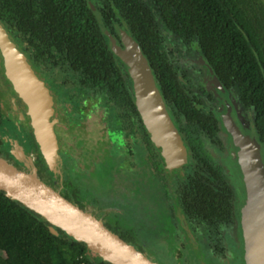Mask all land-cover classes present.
Segmentation results:
<instances>
[{
    "label": "flooded vegetation",
    "instance_id": "obj_1",
    "mask_svg": "<svg viewBox=\"0 0 264 264\" xmlns=\"http://www.w3.org/2000/svg\"><path fill=\"white\" fill-rule=\"evenodd\" d=\"M119 23L114 27L115 33L107 30L116 37L118 45L124 47L118 28L130 33L125 25L120 26ZM164 33L169 31L165 30ZM177 44L178 47L169 46V58L176 68L178 79L194 105L215 122H212L215 129L212 134L206 130L211 129L210 124L208 127L199 122L190 125L185 116L162 95L187 144L189 161L181 169L170 171L165 157L153 142L138 111L133 80L125 63L131 79L129 88L132 100L114 104L109 102L113 110L108 111L105 106L106 94L101 87L93 86L90 89L76 70L62 66L57 59L53 65L36 67L24 51L35 74L52 93L56 114L62 124L57 135L63 138L65 147L56 155L53 169L46 163V168L38 164L42 153L29 125L27 105L17 95L6 75L0 51V125L8 140L10 154L5 158L23 170L29 171L35 167L43 181L102 220L121 237L133 234L134 227L128 226L130 220L144 221L152 237L146 245L152 246L153 254L164 257L158 261L161 264H245L239 194L227 173L233 141L220 118V97L208 88L207 82L216 84V79L222 84L239 104L241 115L251 120L254 135L264 148L255 125V111L244 104L237 85L228 86L216 74L198 41L179 37ZM186 57L190 59L189 63L192 60L199 65L191 67L189 63L184 64L185 70L181 73L176 65L180 63L179 59L183 63ZM192 76L196 77L193 82L190 79ZM89 98L97 99L98 104L89 106L92 109H82L84 105L88 106ZM63 100L70 102V111L65 109ZM92 113L96 114L93 116ZM189 136L201 140L211 154L215 171L209 170L210 178L202 171L205 166H201ZM24 138L32 142L33 148H30V141L24 143ZM20 145H23L22 150L18 148ZM221 156H226V159L220 160ZM139 162L144 163L145 169L138 165ZM108 163L111 164V171L102 181L100 176L96 178L91 175L106 168ZM117 164L122 167H116ZM140 169L146 170L152 180L138 181ZM186 171L198 175L201 180L186 181ZM83 174L88 179L79 178ZM185 252L191 255L190 258L184 259Z\"/></svg>",
    "mask_w": 264,
    "mask_h": 264
},
{
    "label": "trees",
    "instance_id": "obj_2",
    "mask_svg": "<svg viewBox=\"0 0 264 264\" xmlns=\"http://www.w3.org/2000/svg\"><path fill=\"white\" fill-rule=\"evenodd\" d=\"M93 3L94 9L91 0H0V22L33 65H53L57 59L76 70L90 89L101 87L106 101L114 104L132 100L124 62L109 47V36L101 28L115 33L119 21L139 44L165 100L190 125L210 124L206 130L212 134L215 122L194 105L169 58V33L176 39L196 40L216 74L228 86L237 85L244 104L254 109L264 143V0ZM189 141L210 178L209 170L215 171L211 154L201 140L189 136ZM8 151L0 125V156L9 157ZM38 164L46 168L41 155ZM185 179L200 178L186 171ZM56 230L58 234L52 233L44 217L0 191V264H112L90 256L86 243ZM125 240L143 252L137 241Z\"/></svg>",
    "mask_w": 264,
    "mask_h": 264
},
{
    "label": "water",
    "instance_id": "obj_3",
    "mask_svg": "<svg viewBox=\"0 0 264 264\" xmlns=\"http://www.w3.org/2000/svg\"><path fill=\"white\" fill-rule=\"evenodd\" d=\"M90 6L94 9L93 0ZM97 16L102 19L98 13ZM101 28L110 38V48L127 67L133 80L138 111L153 142L165 157L168 169H181L189 161L187 144L167 109L139 44L126 30L118 28L124 44L121 47L104 25ZM0 51L5 73L27 105L29 125L45 163L53 169L56 155L65 146L63 138L57 135L62 124L56 114L52 93L35 74L26 54L11 39L1 22ZM215 81L222 104L220 118L233 141L228 171L239 194L245 264H264L263 145L242 117L239 104L218 80ZM0 191L44 217L50 223L52 233L58 234L56 228H59L75 240L86 243L90 256L98 255L112 264H161L43 181L35 167L23 170L0 156Z\"/></svg>",
    "mask_w": 264,
    "mask_h": 264
},
{
    "label": "rangeland",
    "instance_id": "obj_4",
    "mask_svg": "<svg viewBox=\"0 0 264 264\" xmlns=\"http://www.w3.org/2000/svg\"><path fill=\"white\" fill-rule=\"evenodd\" d=\"M169 36V46L171 47V46H173V47H178L177 45V41H178V39H176L172 34H168ZM184 59V60H183ZM182 60H183V63L181 62V60L179 59L178 61H180V63H177V68L180 70V72L181 73H183L182 71L183 70H185V66H184V64H188L189 63V58H183ZM190 65H191V67H192V65L193 66H197V65H199V63H197V62H194V61H190V63H189ZM203 66V65H202ZM198 67V66H197ZM1 73V72H0ZM1 75V74H0ZM195 78L196 77H194V76H192V77H190V79H191V81L193 82V81H195ZM207 86H208V88H211L214 92H215V94H217L218 96H219V91L214 87V84L211 82V81H208L207 82ZM63 102H64V107H65V109H67V110H71L72 109V107H71V104H70V102L68 101V100H63ZM88 103H87V105L88 106H83L82 107V109H84V110H87V108H89V109H92V108H90V107H93L94 105H97L98 104V101H97V99H95V98H93V99H91V98H89L88 99V101H87ZM107 102V101H106ZM90 106V107H89ZM106 109L109 111L110 109H112L113 110V108L111 107V105L107 102L106 103ZM221 106H222V104H221ZM78 108H81V107H78ZM99 112H101V111H99ZM93 114V116L96 114V113H92ZM111 115V114H110ZM242 117H243V115H242ZM249 124H250V126H251V128H252V122H251V120L250 119H246V118H244ZM224 123V122H223ZM224 128H225V131L226 132H228L227 131V129H226V126H225V124H224ZM253 131V130H252ZM254 133V132H253ZM25 139V138H24ZM29 141L30 140H27V138L24 140V143H29ZM31 142V141H30ZM11 144L13 145V142H11ZM31 144H32V142H31ZM24 145V144H23ZM23 145H20L18 148L19 149H23ZM13 147H14V145H13ZM30 148H33V144H32V146H30ZM14 149H15V147H14ZM220 160H225L226 159V156H221L220 158H219ZM228 160H229V158H228ZM263 161H264V148H263ZM109 164V163H108ZM138 165L139 166H142L143 168H144V163H138ZM109 166V167H108ZM106 168H101L100 170H97L96 172H93V173H91V175L93 174L94 175V177H98V176H100V180L102 181V179H103V177L104 176H106V175H108V174H110L109 173V170L111 169V164H109ZM116 167H118V168H120V167H122V166H120V164H117V165H115ZM120 166V167H119ZM110 168V169H109ZM228 168H229V164L227 163V173H228V176H229V178L231 179V175H230V173H229V171H228ZM145 169V168H144ZM141 170V172H138V175H137V177H138V181H141V182H143L144 180L147 182V180H152V178L150 177L149 178V176H148V174H147V171L146 170H142V169H140ZM111 171V170H110ZM113 172V171H112ZM79 178H81V179H88V177L87 176H85V174H83V175H80V177ZM231 181L233 182V180L231 179ZM234 183V182H233ZM147 184V183H146ZM133 220V219H132ZM130 220L131 221V223H130V225H128V226H131L132 228L134 227V230H133V234L132 235H130V234H128V235H124V239L125 238H127L128 240H134V241H137L138 242V244L141 246V248L143 249V253H145L148 257H150L151 259H153V260H156V261H160V260H162L163 258H162V256H160V255H156V254H153V252H154V250L152 249V246L150 245V246H147L146 244H148V243H150V241L152 240V237L149 235V233H148V231L146 230V225H145V222L144 221H140V220H138V221H136V220ZM127 221V220H126ZM137 224V225H133V224ZM148 242V243H147ZM190 254L189 253H186L185 252V254L183 255V257H184V259H186V258H190ZM243 257H244V255H243ZM168 261V260H167ZM166 263V262H165ZM168 264H171V263H168ZM193 264V263H192Z\"/></svg>",
    "mask_w": 264,
    "mask_h": 264
}]
</instances>
